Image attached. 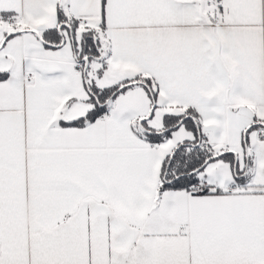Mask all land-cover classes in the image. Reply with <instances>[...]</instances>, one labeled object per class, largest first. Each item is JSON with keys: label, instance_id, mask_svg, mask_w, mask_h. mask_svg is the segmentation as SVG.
<instances>
[{"label": "snow or ice", "instance_id": "snow-or-ice-1", "mask_svg": "<svg viewBox=\"0 0 264 264\" xmlns=\"http://www.w3.org/2000/svg\"><path fill=\"white\" fill-rule=\"evenodd\" d=\"M0 264H264V0H0Z\"/></svg>", "mask_w": 264, "mask_h": 264}]
</instances>
